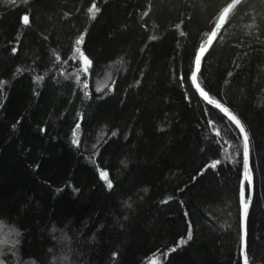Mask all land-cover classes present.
Wrapping results in <instances>:
<instances>
[{"label": "trees", "instance_id": "trees-1", "mask_svg": "<svg viewBox=\"0 0 264 264\" xmlns=\"http://www.w3.org/2000/svg\"><path fill=\"white\" fill-rule=\"evenodd\" d=\"M232 1L0 0V264H242V135L191 82ZM198 80L247 130L264 264V0Z\"/></svg>", "mask_w": 264, "mask_h": 264}, {"label": "water", "instance_id": "water-1", "mask_svg": "<svg viewBox=\"0 0 264 264\" xmlns=\"http://www.w3.org/2000/svg\"><path fill=\"white\" fill-rule=\"evenodd\" d=\"M244 0H233L221 13L214 29L208 36L206 44L201 47L196 55L195 63L193 72L191 73V82L195 89V91L198 93V95L210 106L213 108H216V104L220 106L219 109H217L219 112H221L224 116L228 115L229 117L235 116L237 119L240 120V118L223 102L213 99L209 93L201 86L199 83L198 77L200 74V71L202 69L203 61L221 34L227 20L233 13V11L243 2ZM234 119V117H233ZM230 120V119H229ZM241 121V120H240ZM234 124L235 122L232 121ZM241 124L244 126L243 122L241 121ZM238 128V126H236ZM246 130V128H245ZM247 132V130H246ZM248 134V133H247ZM249 137V136H248ZM243 158H244V170H243V176L241 181V188L243 189L245 182L248 183L249 186V197L247 202L242 199V208H241V257H242V264H251L249 254H248V225H249V216L254 200V194H255V178L254 173L252 169V161H251V150H250V139H249V147L247 146V140L245 139L243 141Z\"/></svg>", "mask_w": 264, "mask_h": 264}, {"label": "snow or ice", "instance_id": "snow-or-ice-1", "mask_svg": "<svg viewBox=\"0 0 264 264\" xmlns=\"http://www.w3.org/2000/svg\"><path fill=\"white\" fill-rule=\"evenodd\" d=\"M93 8L95 9V6H93ZM91 11V10H90ZM99 11V9H95V11H91V16L92 18L94 19L95 16H96V13ZM29 22V18L27 20L24 19L23 17V23L27 24ZM83 39V38H81ZM84 63L85 65L89 64L90 61L88 60V58L85 56L84 57ZM85 72L88 71V68L85 66L84 69H83ZM83 87L86 89L87 88V84L83 85ZM101 89L97 88V91H100ZM216 108L219 109L220 106H218V104H216ZM234 117V119H233ZM225 119H230V121H234L235 122V125L238 126V131L239 133L242 135V143L243 141L246 139L247 140V146L249 147V137H248V134L244 128V126L241 124V121L239 119H237L235 116H231L229 117L228 115L225 116ZM76 128H79L80 125L79 124H76L75 125ZM113 135H115V133H113ZM73 144H78L79 143V140L77 138H75V134H73ZM216 165H213V167L215 168ZM100 177L106 181V187L108 189H111L113 187V184L112 182L108 179V173L105 172V171H101L99 173ZM192 239V234L191 232L188 233V240H191Z\"/></svg>", "mask_w": 264, "mask_h": 264}, {"label": "clouds", "instance_id": "clouds-1", "mask_svg": "<svg viewBox=\"0 0 264 264\" xmlns=\"http://www.w3.org/2000/svg\"><path fill=\"white\" fill-rule=\"evenodd\" d=\"M22 233L19 232L18 230V235H21ZM4 254V249L2 247H0V255H3Z\"/></svg>", "mask_w": 264, "mask_h": 264}, {"label": "rangeland", "instance_id": "rangeland-1", "mask_svg": "<svg viewBox=\"0 0 264 264\" xmlns=\"http://www.w3.org/2000/svg\"><path fill=\"white\" fill-rule=\"evenodd\" d=\"M155 260H153L152 262H154Z\"/></svg>", "mask_w": 264, "mask_h": 264}]
</instances>
